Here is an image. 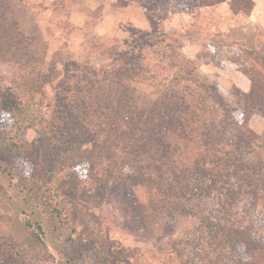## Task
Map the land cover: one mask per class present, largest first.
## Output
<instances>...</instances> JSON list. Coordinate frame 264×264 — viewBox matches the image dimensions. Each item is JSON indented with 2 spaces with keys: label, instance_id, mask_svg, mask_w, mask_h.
Masks as SVG:
<instances>
[{
  "label": "rangeland",
  "instance_id": "374dc122",
  "mask_svg": "<svg viewBox=\"0 0 264 264\" xmlns=\"http://www.w3.org/2000/svg\"><path fill=\"white\" fill-rule=\"evenodd\" d=\"M68 1L0 0V93L10 87L21 103L0 155V236L26 245L25 221L38 223L53 264H264V118L249 115L248 127L260 124L249 127L255 141L239 135L249 108L235 79L206 73L196 90L158 38L75 31ZM168 1L146 0L153 29ZM259 5L243 44L212 47L206 60L229 72L255 66L250 49L264 54ZM44 87L50 103L38 109L31 95ZM203 171L229 175L231 207L214 191L208 201L187 191L205 186Z\"/></svg>",
  "mask_w": 264,
  "mask_h": 264
},
{
  "label": "crops",
  "instance_id": "0c3cea01",
  "mask_svg": "<svg viewBox=\"0 0 264 264\" xmlns=\"http://www.w3.org/2000/svg\"><path fill=\"white\" fill-rule=\"evenodd\" d=\"M41 1L52 4L55 0ZM230 1L224 0L223 3L189 12L178 10L176 0H169L165 2L164 13L155 20L157 27L155 29L148 13L150 9L145 8L146 0H69L70 7L66 17L69 26L75 31L82 32L87 26H91L92 33L97 39H113L114 42L125 43L134 33L158 38L156 44L170 50L171 57L176 59V67L186 65V73L192 80L206 81L205 76H201L206 73L211 74L212 78L218 72L222 75H231L235 79L236 89L247 94L251 84L240 70L229 72L227 69H219L220 64L205 59L206 51L212 47L230 49L242 45L246 32L254 31L250 26L256 22L257 18L254 15L258 5L264 6V0H252L253 9L245 16L233 14L229 7ZM262 31L264 33V29ZM221 38L224 44L218 42ZM75 46L84 51L86 49V45L76 43ZM92 55L99 59L97 63L104 60L97 51L90 56ZM224 60H227L229 65L236 64L231 59ZM225 95H228L227 91ZM256 123L257 126L253 127V123L249 126L255 132L259 131L260 125L258 121ZM261 128H264L262 123Z\"/></svg>",
  "mask_w": 264,
  "mask_h": 264
},
{
  "label": "trees",
  "instance_id": "16d2710c",
  "mask_svg": "<svg viewBox=\"0 0 264 264\" xmlns=\"http://www.w3.org/2000/svg\"><path fill=\"white\" fill-rule=\"evenodd\" d=\"M183 2V1H181ZM224 0H185L182 4V8L187 11H194L201 7H208L223 3ZM149 4H145V8L149 9ZM230 10L233 14H243L248 16L253 9V1L252 0H231L229 2ZM260 35L264 36V33H260ZM250 45L255 47V43L253 44L252 40H250ZM250 49L255 54L254 65L250 69L241 70V72L249 79L251 87L250 91L244 96L246 104L248 105L249 111H246L241 114V117L236 115L237 119H240V126L243 128L242 132L239 135L242 136L243 139H247L248 141H255L257 135L250 130L248 127L249 115L259 114L264 118V54L255 53L257 50ZM101 54V53H100ZM43 83L48 85L52 89V84L48 78V80L43 79ZM197 83V81H195ZM197 88H202L199 83H197ZM39 93V94H38ZM48 89L44 87L40 92L36 91L31 95L30 102L34 105V107L38 109H43L49 106L50 103V94H48ZM217 93V90L215 92ZM14 95V90L12 88L6 89V95L0 93V155H5L9 148V137H10V129H11V121L13 119L14 114L19 111L21 107V103ZM24 104L22 103V108ZM165 107V106H164ZM167 110V109H166ZM179 117L177 118V120ZM181 121L179 120V124ZM204 127V126H203ZM182 132L185 130L183 128ZM235 129V128H234ZM237 129H241L236 127ZM185 133V132H184ZM193 134V133H192ZM89 138L87 140L96 145L97 138L93 134H89ZM74 139V138H72ZM229 145V143H227ZM201 165V164H200ZM181 174V172H179ZM229 175L226 173H219L218 176H215L213 173L208 174L206 171L202 172V176L200 179L206 181L205 186L201 187L199 190L195 187L188 186V192H194V190L199 191V193L208 201L211 197L212 191L218 194V197L214 200L220 201L222 197H224V202L231 200L227 206L232 205L238 199L236 196V192L231 190L229 187H224L226 181L228 180ZM182 180V178H181ZM194 181L199 182L197 179ZM199 186V185H198ZM235 195V196H234ZM187 198H191L188 196ZM219 199V200H217ZM173 207L178 212L186 213V208L183 206L173 205ZM231 207V206H229ZM218 220L219 217L215 216ZM214 216L211 217L213 220H216ZM202 223L205 225H213L212 221L209 218H202ZM26 228L30 231L29 235V243L26 245H18L13 241L6 239L0 236V264H53L52 256L46 249V245L43 240V230L42 227L35 222L27 219L25 221Z\"/></svg>",
  "mask_w": 264,
  "mask_h": 264
}]
</instances>
